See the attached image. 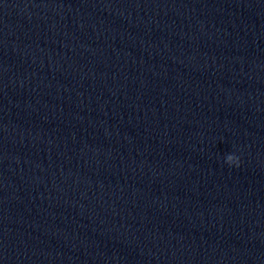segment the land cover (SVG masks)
Returning <instances> with one entry per match:
<instances>
[{
  "label": "clouds",
  "instance_id": "1",
  "mask_svg": "<svg viewBox=\"0 0 264 264\" xmlns=\"http://www.w3.org/2000/svg\"><path fill=\"white\" fill-rule=\"evenodd\" d=\"M225 163L228 164L229 166L238 167L240 164V158L233 153H229L225 156Z\"/></svg>",
  "mask_w": 264,
  "mask_h": 264
}]
</instances>
